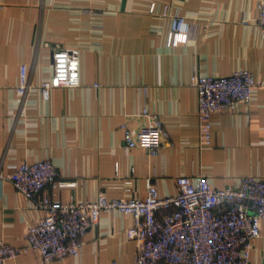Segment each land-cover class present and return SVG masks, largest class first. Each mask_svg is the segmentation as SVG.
<instances>
[{
	"label": "crops",
	"instance_id": "obj_1",
	"mask_svg": "<svg viewBox=\"0 0 264 264\" xmlns=\"http://www.w3.org/2000/svg\"><path fill=\"white\" fill-rule=\"evenodd\" d=\"M176 12L196 32L172 45ZM257 13L256 0H0V171L10 175L23 161H51L58 180L77 183L47 189L59 203L94 201L100 192L143 199L147 179L163 198L177 194L178 177L202 175L215 189L245 176L264 178V88L253 89L234 113L213 115L211 143L201 147L190 84L193 73L239 69L264 78ZM57 47L79 49L80 84L53 88L43 98L39 85L52 74ZM23 64L32 84L25 98L16 91ZM143 110L159 116L168 133L154 157L123 146L121 125L143 126ZM42 216L9 183L0 185L1 241L23 247L27 227ZM132 226L131 216L103 212L83 236L78 257L48 264H132ZM1 264L41 263L29 252ZM249 264H264V220Z\"/></svg>",
	"mask_w": 264,
	"mask_h": 264
},
{
	"label": "built area",
	"instance_id": "obj_2",
	"mask_svg": "<svg viewBox=\"0 0 264 264\" xmlns=\"http://www.w3.org/2000/svg\"><path fill=\"white\" fill-rule=\"evenodd\" d=\"M256 7V23L264 35V0H256ZM167 9L165 6L163 14ZM195 32L193 22L177 12L171 16L172 45L178 44L180 35L192 38ZM51 66L50 78L39 85L43 98L53 88L80 84L78 48H53ZM190 84L197 91L199 145L207 147L211 143V117L221 112L234 113L238 104L250 100L253 89L264 88V78L239 69L227 75L193 73ZM31 87L23 64L16 91L25 98ZM138 116L146 119L143 126L134 129L128 122L121 125L124 149H141L154 157L167 145L168 133L159 116L147 110ZM6 182L43 216L27 227L23 247L0 240V264L29 252L37 254L41 264L78 257L83 236L98 224L103 212L132 217L133 226L127 232L136 243L132 264H249L253 242L260 237L264 220V178L257 176L241 177L235 185L222 189L213 188L202 175L178 177L177 194L163 198L155 183L147 179L143 199H110L100 192L94 201L72 199L68 203L53 201L47 189L54 185L74 188L77 183L58 180L57 170L49 160L23 161L10 175L0 171V185Z\"/></svg>",
	"mask_w": 264,
	"mask_h": 264
}]
</instances>
